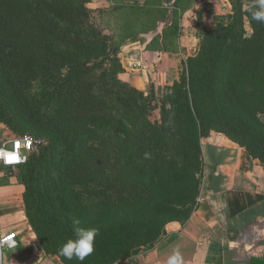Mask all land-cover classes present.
Listing matches in <instances>:
<instances>
[{
	"label": "trees",
	"instance_id": "1",
	"mask_svg": "<svg viewBox=\"0 0 264 264\" xmlns=\"http://www.w3.org/2000/svg\"><path fill=\"white\" fill-rule=\"evenodd\" d=\"M132 1L121 7L107 0L113 7L99 11L147 16L153 10L149 0ZM164 1L173 3V22L162 34L176 37L181 0ZM227 1L230 22L204 33L196 56L183 62L179 79L157 100L153 91L145 95L118 79L117 47L140 35L132 19L117 41L91 22L92 0H0V69L12 59L19 75H37L61 102L55 125L41 131L47 145L18 167L31 173L29 180L19 178L26 211L31 181L37 209L50 225L42 231L39 216L27 213L43 253L80 264L58 252L74 239L73 221L79 220L80 227L99 230L83 264H127L136 249L160 238L165 225H184L199 196L200 140L210 132L264 165V23L250 18L253 0ZM157 23L142 34L153 33ZM160 43L164 37L143 40L145 50L169 52ZM154 108L159 119L151 121Z\"/></svg>",
	"mask_w": 264,
	"mask_h": 264
},
{
	"label": "crops",
	"instance_id": "2",
	"mask_svg": "<svg viewBox=\"0 0 264 264\" xmlns=\"http://www.w3.org/2000/svg\"><path fill=\"white\" fill-rule=\"evenodd\" d=\"M92 1L101 2L97 6L101 9L107 0ZM179 7V53L186 58L196 53V44L205 32L217 23L227 25L232 17L227 0H181ZM169 23L166 19L159 21L157 32ZM151 35L145 36L147 41ZM138 44L132 49L138 51L142 75L130 77L131 86L147 85L151 65L156 67L153 79L160 84L175 78L181 64L177 56L145 50V45ZM12 139H7L0 126V147ZM200 149L199 196L189 220L184 225L177 222L165 225L160 238L153 245L135 251L127 264H167L177 249L183 264L264 261V165L216 132L200 140ZM23 195L24 188L15 179L0 177V234H14L16 242L13 248L2 250L0 264H63L58 257L41 250L26 222Z\"/></svg>",
	"mask_w": 264,
	"mask_h": 264
},
{
	"label": "rangeland",
	"instance_id": "3",
	"mask_svg": "<svg viewBox=\"0 0 264 264\" xmlns=\"http://www.w3.org/2000/svg\"><path fill=\"white\" fill-rule=\"evenodd\" d=\"M144 0H137V2L141 3ZM132 0H115V4L121 5V7H125L127 4L132 3ZM136 2V3H137ZM151 3V6L153 8L152 11H150L147 16H139L135 15L134 13L122 10L119 13L116 14H109V12H103L102 14L97 6L98 4H101V2L97 3L96 1H92L88 8L93 11L92 13V19L91 22L93 25H95L96 28H98L103 35L108 36L110 38L114 37L117 41L120 40V28L123 26L124 23L127 22L128 19H132L133 22H135L134 26V32L138 39L135 40H127L123 45L120 47H117L118 52L115 53V56L118 58V61L123 69V72L118 75V79L129 85L131 88L136 89L140 92H142L145 95H148L149 92L153 91L154 95L156 96V99L158 100L161 96H163L166 92V89L173 84V82L177 81L179 79V73L184 68L185 61L190 57H182V55L179 53V35L175 36H164L162 34V30L169 27L173 22V3H167L164 0H149ZM105 7H108V10H110L113 5H108L107 1L103 2ZM104 7V8H105ZM155 7H159V10L162 12V15L157 13L155 11ZM34 13L37 15V7L34 8ZM163 13L166 19V22H170L169 25H167L165 28H163L161 31L157 32L156 30L153 31L152 38L155 36L157 37H164V43H160V49L161 50H167L169 51L168 54H172L174 56H177L178 59H180L181 64L178 68L177 75L173 80H171L169 83L164 82L162 84L159 83L158 80H154L155 76V69L156 67L151 65V73L150 77H148V83L147 85L141 86V87H133L128 83V79L133 76H141L142 70L139 65V58H138V51L135 49H132L134 45L142 46L143 40H147L145 38L146 34H142L144 31L150 30L152 27H154V24L161 21L163 18ZM130 15V16H129ZM163 20V19H162ZM158 26V24H157ZM246 28L249 31V28L246 24ZM181 29V28H180ZM149 35V34H148ZM151 38V39H152ZM202 39V38H201ZM137 40V41H136ZM142 42V43H141ZM200 42V41H199ZM199 42L196 44V53L193 54L194 57L197 54L198 51V45ZM131 48V49H130ZM159 53H165L162 51H159ZM167 53V52H166ZM10 64L9 67L1 68V80L2 84L0 86V126L4 128V131L7 133V139L9 138H15L19 136H29L31 138L41 139L44 141V146L47 145V138L45 137L42 132L44 130L49 129L50 127H53L55 125V120L53 121V117L55 114H59V102L55 97L52 98L49 94V90L47 91L46 86L47 84L42 81L40 83L37 80V75H34V78L29 79L28 77H25V75H19L15 68H13V60L9 59ZM186 69V67H185ZM150 78L153 80H150ZM158 82V83H157ZM168 83V84H167ZM158 85L159 87H155ZM141 88V89H139ZM156 88V89H155ZM152 104H157V102H153ZM154 106V105H152ZM149 119L151 121H155L159 119L158 109H153L149 111ZM262 119V117H261ZM42 131V132H41ZM42 148V147H41ZM39 149H37L34 154L38 156ZM24 176L25 180H29V176H31V173L28 170H25L22 172L20 169H14V170H2L0 171V177H3L5 179H15L18 183L20 181L19 178H22ZM200 178V177H199ZM34 183L31 181L29 182L28 187V199L31 202V208H29L28 211L24 208L25 211V218L28 225L31 227V224L28 220L27 213L32 215L33 217L39 216V225L41 226L42 231H48L50 229V225L46 226V220L44 216L41 214V210H38V203H37V197H35V192L33 188ZM24 188V187H23ZM25 191V189H24ZM41 216L43 218H41ZM47 219V218H46ZM44 221V222H43ZM41 224V225H40ZM32 229V227H31ZM153 245V244H152ZM151 246V245H149ZM147 246V247H149ZM146 248V247H142ZM139 248V249H142ZM139 249H136L139 250ZM135 252V251H134ZM128 260H124L118 264H125Z\"/></svg>",
	"mask_w": 264,
	"mask_h": 264
},
{
	"label": "clouds",
	"instance_id": "4",
	"mask_svg": "<svg viewBox=\"0 0 264 264\" xmlns=\"http://www.w3.org/2000/svg\"><path fill=\"white\" fill-rule=\"evenodd\" d=\"M250 18L252 21L264 23V0H253L249 7ZM80 221H73V238L68 239L59 248V255L71 261L74 258L83 264L85 259L95 251L96 237L99 235L97 228L80 227ZM167 264H183L180 251L177 249L169 256Z\"/></svg>",
	"mask_w": 264,
	"mask_h": 264
},
{
	"label": "built area",
	"instance_id": "5",
	"mask_svg": "<svg viewBox=\"0 0 264 264\" xmlns=\"http://www.w3.org/2000/svg\"><path fill=\"white\" fill-rule=\"evenodd\" d=\"M44 146L41 139L29 136L13 138L8 145L0 147V171L14 170L25 164L27 155L34 153ZM16 245L14 234H0V254L5 248H13Z\"/></svg>",
	"mask_w": 264,
	"mask_h": 264
}]
</instances>
